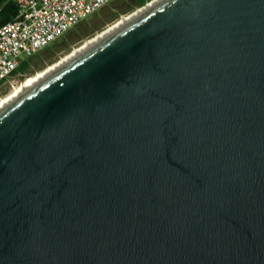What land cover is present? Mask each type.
I'll list each match as a JSON object with an SVG mask.
<instances>
[{
    "label": "water",
    "instance_id": "obj_1",
    "mask_svg": "<svg viewBox=\"0 0 264 264\" xmlns=\"http://www.w3.org/2000/svg\"><path fill=\"white\" fill-rule=\"evenodd\" d=\"M0 264H264V0H162L1 105Z\"/></svg>",
    "mask_w": 264,
    "mask_h": 264
},
{
    "label": "built area",
    "instance_id": "obj_2",
    "mask_svg": "<svg viewBox=\"0 0 264 264\" xmlns=\"http://www.w3.org/2000/svg\"><path fill=\"white\" fill-rule=\"evenodd\" d=\"M15 18L0 27V84L25 57L114 0H14Z\"/></svg>",
    "mask_w": 264,
    "mask_h": 264
},
{
    "label": "rangeland",
    "instance_id": "obj_3",
    "mask_svg": "<svg viewBox=\"0 0 264 264\" xmlns=\"http://www.w3.org/2000/svg\"><path fill=\"white\" fill-rule=\"evenodd\" d=\"M125 8L126 5H121V2L117 3L114 1L88 15L85 19L81 20L79 24H76L73 28H70L66 33H64L65 36L70 35L69 39H67V41L63 44L66 45L67 48H58V50H54L52 53L49 52L47 54L49 55L48 58H45L40 62L41 69L30 71L28 74L24 75V78L19 77L7 79L0 85V99L10 95L14 89L20 87V85L28 78H32L38 73L45 71L46 68L55 65L61 61V59L68 56L73 50L80 48L85 42L90 41L100 33L106 31L109 27L114 26L119 21H121V19L133 14L140 7L132 8L130 11L123 13ZM61 37H59L57 40H61ZM42 51L43 50H41V52ZM45 56L46 55L44 54L43 57Z\"/></svg>",
    "mask_w": 264,
    "mask_h": 264
},
{
    "label": "trees",
    "instance_id": "obj_4",
    "mask_svg": "<svg viewBox=\"0 0 264 264\" xmlns=\"http://www.w3.org/2000/svg\"><path fill=\"white\" fill-rule=\"evenodd\" d=\"M114 1H116L117 3L121 2V5L122 4L126 5V8L123 10L124 13L130 11L132 8L143 6L145 3H147L150 0H114ZM17 12H18V7L14 0H0V27L8 23L9 21L13 20ZM69 37L70 35L69 36L64 35L60 38L61 40H55L52 43H50L48 46L43 48L42 52L40 50L36 54L22 59L19 65L17 66V68L10 74V76L7 79L19 78V77L24 78V75L28 74L30 71H34V70L36 71L41 69L40 62L43 61L45 58H48L49 55L47 54L49 52L52 53L54 50H58V48L61 49L67 48V46L63 44L67 41V39H69ZM44 54L46 55L45 57H43ZM6 80H4L3 83Z\"/></svg>",
    "mask_w": 264,
    "mask_h": 264
},
{
    "label": "bare ground",
    "instance_id": "obj_5",
    "mask_svg": "<svg viewBox=\"0 0 264 264\" xmlns=\"http://www.w3.org/2000/svg\"><path fill=\"white\" fill-rule=\"evenodd\" d=\"M160 1H162V0H154L153 2H151L146 7L141 8V10H138V11L134 12L133 14H130L128 17L121 19V21H119L114 26L109 27L106 31L100 33L99 35H97L96 37L91 39L90 41L85 42L80 48L73 50L68 56L61 59V61H59L55 65H53L49 68H46L45 71H42V73H38L36 76H34L32 78H28L26 81H24L20 85V87L14 89V91L10 95H7L6 97L0 99V106L3 105L4 103H6L7 101H9L10 99H12L13 97H15L16 95H18L19 93H21L22 91H24L25 89H27L28 87H30L31 85H33L34 83H36L37 81H39L40 79H42L43 77H45L46 75H48L49 73H51L52 71H54L55 69H57L59 67V65L65 63V62L69 61L71 58L77 56L78 54H80L81 52H83L84 50L89 48L92 44L100 41L105 36H108L110 33L114 32L115 30H117L118 28H120L121 26L126 24L127 22H130V20H132L135 17L139 16L140 14L144 13L147 9L155 6Z\"/></svg>",
    "mask_w": 264,
    "mask_h": 264
},
{
    "label": "clouds",
    "instance_id": "obj_6",
    "mask_svg": "<svg viewBox=\"0 0 264 264\" xmlns=\"http://www.w3.org/2000/svg\"><path fill=\"white\" fill-rule=\"evenodd\" d=\"M35 54H36V53H35ZM33 55H34V54H33ZM1 84H2V83H1ZM1 84H0V85H1Z\"/></svg>",
    "mask_w": 264,
    "mask_h": 264
}]
</instances>
